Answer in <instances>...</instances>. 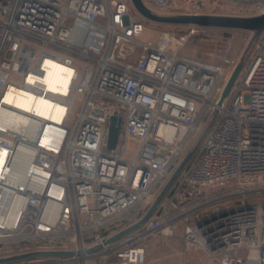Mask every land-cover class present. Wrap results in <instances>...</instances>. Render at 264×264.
Here are the masks:
<instances>
[{
    "label": "built area",
    "instance_id": "2783aa9c",
    "mask_svg": "<svg viewBox=\"0 0 264 264\" xmlns=\"http://www.w3.org/2000/svg\"><path fill=\"white\" fill-rule=\"evenodd\" d=\"M141 1L176 15L206 14L213 0ZM227 1L264 14V0ZM143 19L124 0H0V257L68 252L0 264H145L147 241L174 237L192 211L184 202L208 188L238 204L183 223L184 245L219 264H264V36L221 101L238 59L183 55L203 26L143 40ZM55 66L68 71L63 90L47 87ZM17 92L62 108L61 118L6 99ZM188 153L152 215L109 241Z\"/></svg>",
    "mask_w": 264,
    "mask_h": 264
},
{
    "label": "rangeland",
    "instance_id": "374dc122",
    "mask_svg": "<svg viewBox=\"0 0 264 264\" xmlns=\"http://www.w3.org/2000/svg\"><path fill=\"white\" fill-rule=\"evenodd\" d=\"M132 15L142 18L140 14L135 10L130 0H124ZM212 9L210 11L204 12L207 15H216V16H231V17H252L254 16L251 12L244 10L243 7L239 5H233L227 0H220L212 2ZM69 24L68 20L65 22ZM187 25H175L170 26L167 29H162L161 31L173 30V31H184ZM160 29L155 28L154 26H147V29L142 33L141 39H154ZM254 36L253 31L235 29V28H222V27H205V32L200 33L193 38H189L184 47L182 48V54L188 57L196 58L200 61H206L214 63L221 56H230L238 61L244 56L243 63L248 61L246 54L251 53V49L248 51L247 47L249 42H251ZM264 36V32H261L254 40ZM250 57V56H249ZM248 58V59H247ZM226 194V191L215 188H208L198 192L197 194L192 195L184 203L186 208L191 212L185 215L186 220H183L178 227L177 233L181 234L183 226L186 223L191 222L192 224L202 225L204 222L208 221L212 215L216 212V209L223 210L226 207L233 208L238 203L234 199L218 198ZM255 198H249V201H254ZM151 206V205H150ZM150 206L147 207V210ZM136 213V210L135 212ZM196 215V216H195ZM128 216V215H126ZM184 223V224H183ZM183 225V226H182ZM176 233V234H177ZM157 240L162 241V238H156ZM170 239V238H169ZM183 242V241H182ZM184 250L190 249L187 248L183 243ZM197 255L200 257L197 258V264H219L217 261H211L208 259L206 253L197 248ZM28 254L18 253L14 255H6L0 257V262L9 261L13 259H22L26 258ZM112 264L117 263V261L109 257L102 261L100 264Z\"/></svg>",
    "mask_w": 264,
    "mask_h": 264
},
{
    "label": "water",
    "instance_id": "95a60500",
    "mask_svg": "<svg viewBox=\"0 0 264 264\" xmlns=\"http://www.w3.org/2000/svg\"><path fill=\"white\" fill-rule=\"evenodd\" d=\"M131 4L135 10L140 14L145 20L155 22V23H165V24H175V25H198L203 27H222V28H235L253 31L254 36L249 42L247 50L250 48L252 41L257 37L261 32H264V14L252 17H231V16H216V15H207V14H176V15H160L152 12L141 0H130ZM244 56L241 57L231 75L229 76L223 92L221 94V101L228 95L233 83L237 79L242 65H243ZM119 133V122L116 121L115 117L111 118L110 132L107 140V148L112 149L115 147L117 142V137ZM190 153H188L178 164L174 172L171 174L170 178L166 182L165 186L162 188L158 196L155 198L151 206L148 208L146 213L131 227L126 228L119 233L115 234L109 241L114 240L115 238L121 236L122 234L139 227L144 223L154 212L157 205L160 203L165 193L180 173L181 169L188 161ZM68 254V252H58V251H46V252H37L29 254L27 257H33L37 255H61Z\"/></svg>",
    "mask_w": 264,
    "mask_h": 264
},
{
    "label": "crops",
    "instance_id": "0c3cea01",
    "mask_svg": "<svg viewBox=\"0 0 264 264\" xmlns=\"http://www.w3.org/2000/svg\"><path fill=\"white\" fill-rule=\"evenodd\" d=\"M198 257L197 249L184 250L182 236L178 233L170 239L151 238L146 243L145 264H197Z\"/></svg>",
    "mask_w": 264,
    "mask_h": 264
},
{
    "label": "bare ground",
    "instance_id": "6f19581e",
    "mask_svg": "<svg viewBox=\"0 0 264 264\" xmlns=\"http://www.w3.org/2000/svg\"><path fill=\"white\" fill-rule=\"evenodd\" d=\"M62 70L65 71V69L55 66L46 73L45 81L47 83V87L51 90L59 89L58 85L60 86L61 90L64 89L63 87L67 81L68 71L67 74H60ZM5 97L7 100L27 110H33L37 114L51 119L59 120L63 112L62 108L50 104L45 99L34 97L30 93L17 92L15 95L8 93Z\"/></svg>",
    "mask_w": 264,
    "mask_h": 264
},
{
    "label": "trees",
    "instance_id": "16d2710c",
    "mask_svg": "<svg viewBox=\"0 0 264 264\" xmlns=\"http://www.w3.org/2000/svg\"><path fill=\"white\" fill-rule=\"evenodd\" d=\"M143 21L146 24V26H154L155 28H158L160 30L167 29L170 26H173V24L155 23V22H151V21H148V20H145V19H143ZM250 54L251 53H248V54H246V56L249 58ZM142 209H145V207H143V208H142V206L136 207L133 211H131L129 214H127L128 216H125L123 218V222H125L127 224L132 223L135 219H137V218H139L141 216V210ZM135 210H136V213H134Z\"/></svg>",
    "mask_w": 264,
    "mask_h": 264
}]
</instances>
